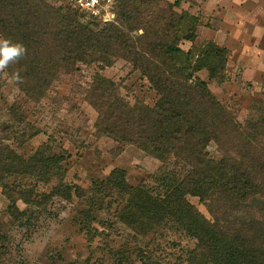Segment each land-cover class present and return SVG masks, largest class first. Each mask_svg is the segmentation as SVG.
Segmentation results:
<instances>
[{"label":"trees","instance_id":"obj_1","mask_svg":"<svg viewBox=\"0 0 264 264\" xmlns=\"http://www.w3.org/2000/svg\"><path fill=\"white\" fill-rule=\"evenodd\" d=\"M180 2L117 0L115 19L103 22L49 0H0L1 38L27 49L5 69L19 92L39 105L79 64L106 68L117 59L128 61L159 98L152 107L131 100L123 96L121 83L96 74L86 91L97 112L95 136L134 146L161 163L158 188L134 186L125 169L115 168L106 179L93 181L85 195L80 186L65 182L64 155L39 149L26 159L10 144L22 147L41 133L10 108L14 124L0 123L1 192L11 205L22 201L37 207L53 199L71 202L73 194L86 198L89 208L80 212L81 225L91 237V220L104 206L137 237L174 228L195 241L178 264H264V148L256 130L264 122L241 125L198 76L206 71L209 81L223 82L229 50L215 42L196 45L201 21L178 12ZM183 41L192 48L181 49ZM15 74L22 82L13 79ZM212 142L220 160L207 155ZM29 178L58 184L39 193L23 184ZM188 197L198 198L211 219ZM248 203L258 205L249 215ZM137 252L143 264H159L149 252Z\"/></svg>","mask_w":264,"mask_h":264},{"label":"rangeland","instance_id":"obj_2","mask_svg":"<svg viewBox=\"0 0 264 264\" xmlns=\"http://www.w3.org/2000/svg\"><path fill=\"white\" fill-rule=\"evenodd\" d=\"M49 1L55 7L60 6ZM148 1L162 3V0ZM176 10L199 17L196 45L215 42L229 50L227 77L223 82L209 81L206 71L198 76L241 125L264 122V0H181ZM180 47L188 51L192 43L183 41ZM96 74L121 83L125 88L123 96H131V100L137 98L152 107L159 98L141 73L123 59L106 68L79 64L72 76L61 78L51 87L39 105L27 100L3 70L0 123L14 124L10 111L13 108L41 131L22 147L10 144L26 159L39 149L50 156L64 155L65 182L80 186L85 195L93 181L106 179L115 168L125 169L127 181L134 186L158 188L155 176L161 163L157 159L134 146L95 136L97 112L86 100V91ZM256 130L262 134L258 139L264 148V125ZM120 149L123 151L119 153ZM207 155L216 160L222 157L214 142L208 146ZM23 184L44 193L58 182L52 180L50 185H44L29 178L23 179ZM188 199L211 219L198 198ZM86 200L73 194L71 202L53 199L45 207L22 201L11 205L0 188V264H143L138 250L149 252L159 264H178L194 248V240L171 227L137 237L116 221L114 209L109 211L105 206L91 220L95 229L91 237L81 225L84 219L80 212L89 208ZM257 206L248 203L246 214L253 213Z\"/></svg>","mask_w":264,"mask_h":264},{"label":"built area","instance_id":"obj_3","mask_svg":"<svg viewBox=\"0 0 264 264\" xmlns=\"http://www.w3.org/2000/svg\"><path fill=\"white\" fill-rule=\"evenodd\" d=\"M117 0H54L55 3L67 5L87 19H97L103 22L114 20V8Z\"/></svg>","mask_w":264,"mask_h":264},{"label":"clouds","instance_id":"obj_4","mask_svg":"<svg viewBox=\"0 0 264 264\" xmlns=\"http://www.w3.org/2000/svg\"><path fill=\"white\" fill-rule=\"evenodd\" d=\"M27 54V49L20 43H12L9 39L0 40V72L9 67L10 64L18 62ZM17 82H22L18 74L13 77Z\"/></svg>","mask_w":264,"mask_h":264}]
</instances>
